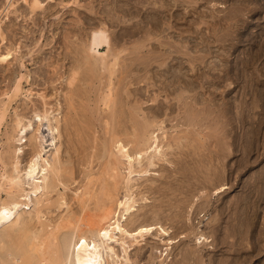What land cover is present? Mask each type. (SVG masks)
Here are the masks:
<instances>
[{"label":"bare ground","instance_id":"6f19581e","mask_svg":"<svg viewBox=\"0 0 264 264\" xmlns=\"http://www.w3.org/2000/svg\"><path fill=\"white\" fill-rule=\"evenodd\" d=\"M95 1L92 2L94 3ZM226 1L228 0H102L98 7L90 1L92 5L88 7L89 12L85 17V22L89 24V30L85 34L86 36L81 35L83 37L82 42H84L83 45L81 44L83 46V50L79 48L84 51L82 55L84 60L82 59V61L79 58V61H82V63H79L77 57H75L77 61L75 62L77 65H80L77 66L73 64L75 67L72 65L74 68L72 67L71 73L68 72L69 75L67 76V85L69 88L67 87L68 90L66 88V91H64L65 88L63 89L67 100L65 101L66 103L68 102V107L64 113V117H60V114L64 111L61 110L62 106L60 105L54 108L46 107L44 109L36 107L33 110L32 117L29 118H27L26 113H23V111L21 112L19 110V106H17L14 108V114H12V116L10 115L11 128L8 129L7 127V130L4 133L6 138L4 139L5 142L2 144L3 149L0 148V210L7 209L9 213V216L7 218H3V222H0V264H141L142 259L146 255L145 253L143 254V250L148 241L147 239L149 236L151 237L155 235L156 230L159 232L158 236H156L157 234L155 235L156 238L160 237V241H165V239H167L165 242L172 245L170 247H166L164 250L161 249L159 251L157 249L156 253H159V255L153 257L151 256L152 261L155 263L156 260L159 259L157 264H171L175 258L172 256V250L174 248L173 244H178L177 242H180L181 239L175 240L177 236H172L173 234H171L169 229L170 227H165L163 225L164 222L160 224V221L155 217L157 215H162L161 213L164 205L163 207H161L162 204L157 205L156 207H152L147 210L146 207L149 197L143 193L142 190L138 191L140 185L138 186L133 182L135 180L134 176H138L136 180L140 179L144 175L148 174L152 170L151 167H155L159 161H168L172 165L174 163V158H172V162L171 156L168 157L169 153L171 154V151L169 152L168 149L175 145L174 141H177L180 145H184L189 149L191 145H188L187 143L182 144L184 140L189 143H192L194 140H198L203 143L204 139L211 134H208V132L206 133L204 128H213L212 121H209V118H211L213 113V103L204 96L202 91L203 89H210V87L219 88V85H223L225 88L230 85L235 86L236 84L241 83V79L243 78L246 82V84H242L245 88V92L247 88L251 92H257L259 99L264 102V88H260V86H264V81L260 78L258 79L259 76H257V79L248 77L254 75H250V71H248L249 73H243V68L245 66L248 68L249 66L254 67V63L256 61L258 62L260 56L262 57L261 52L264 51V47L262 48V46H260V49L262 48L261 51L259 50L260 52L253 56L251 54L254 53H247L249 56L251 55L252 58L248 61L245 59V61H247L244 62L245 66H243V68L240 67L242 71H239L238 69V71H235V69L233 72V66L228 59L229 52L234 49L233 47H235L234 45L236 44L233 41V37L236 36L235 34L238 31L237 25L239 24L238 22H240L239 18L244 15V13H249L251 10L260 9L264 6L260 3L261 0H257L254 7L250 6V3L254 0L251 2L250 0H235L234 2L233 0H230L233 2V6L228 13L224 14L222 13L224 9L220 10L218 8L220 7L226 9L229 6L226 4ZM20 3L28 5L30 13L32 12L33 14L35 12H37L35 14H38V10L46 9L44 0H3L0 5L1 43L7 41V32L5 30L7 20L11 18V13H16L18 11ZM205 3L216 7L213 8L209 6L210 9L203 7L209 9V12L201 10L202 8L200 6ZM44 11L45 10H43V13H45ZM99 12H101V16H98ZM119 12L124 14V18L121 14H118ZM33 14L30 15L33 17ZM185 20L189 22L188 25L184 24ZM242 21L240 23H242ZM179 24H181L182 27H184L183 25L188 26L186 31H179ZM224 24H227V26H224ZM113 26L118 27V31H115V29L112 28ZM68 36L69 35L65 37ZM242 36L245 37V35ZM66 39L69 40L68 38ZM230 39L233 42L230 41ZM129 41H133L130 42L132 45H128ZM36 42H39V40H36ZM236 42L239 41L236 40ZM76 44L79 45L80 43ZM1 45L0 63L10 62V58H12V55L14 54L13 49L11 46H5V49L1 50ZM66 45H68L66 48L71 47L69 44ZM81 45H79V47H82ZM215 46H220V48H216ZM102 47H106V51H101ZM68 49L70 50V48ZM221 49L223 50L220 51ZM77 54H79V52ZM77 54H75V56ZM222 55L224 58H220ZM21 57H19V66L21 65L24 67L26 64L23 60L24 56ZM247 57L245 56L244 58ZM244 58L239 60L241 61ZM83 67L84 72H82ZM144 69L147 72L145 71L141 74V70ZM69 70H71V68H69ZM253 71L257 72L258 70L256 71L254 68ZM27 73L21 72L15 76L13 84L9 90L5 91V93H3L4 97L0 98V137H2V126L10 119H8V117H10L9 114L11 109L14 107L15 103H18L19 99L23 96V94H25V91H28L27 89H24L25 83L23 81H28L29 74ZM81 74L83 77H81ZM261 76L264 77V75ZM230 78H233V82H228ZM79 80H83V82L84 80L85 82L87 81L91 85L90 89L95 88L96 97L94 98L95 101H93V103L89 102L91 100V90H87L86 93H89L87 94L88 101H85L87 100V95L85 91L83 93V89L86 90V88L81 89L83 82H81L82 84H77L78 87H80L79 90H77V86V88L75 87L76 89L74 88L75 84L80 82ZM142 82H145L149 87H157L155 88L158 93L153 97H148V100L158 101V97L159 95L162 96V92H166L168 96L172 95V97H168V102L166 98L164 99L167 103H164L162 102L163 100L159 99V103H150L151 105L144 108L140 99L133 98V95L136 93L142 94L143 96V90L140 91L141 89H138L134 91L131 89L133 84H139ZM88 83H85L82 86H85L86 84L88 85ZM130 85L131 87H129ZM257 86H259V90ZM82 93L86 96H83ZM76 95H79L78 98H80V101L76 98ZM140 96L141 95H139V98ZM42 99L46 105L47 101L45 96H42ZM81 100L83 104H81ZM241 100L243 101V99ZM255 100L256 99H254V101ZM242 101L241 103H244V101ZM254 101L252 104L255 108ZM244 104H246V101ZM252 104H250L249 108ZM197 105L204 106L199 108ZM241 106L243 107L244 105L241 104ZM173 110L177 112L176 115H181V113H183V116L180 117L183 122L172 125L175 133H170L167 129L165 115H168L170 112L173 113ZM240 111L241 114H243L244 107L240 109ZM86 112L89 116L85 114ZM248 112L250 113V111ZM79 115H81V118L84 117V120L81 121V119L77 117ZM249 117L250 116L246 118ZM263 117L264 116H261V118ZM93 118L99 120L103 128L102 130L104 131V140H100V142H102L101 144H99V138H97L94 133L98 130H96ZM241 118V122L244 123L246 118ZM252 119H255V117ZM124 120L125 126L123 127L124 124L122 125V123H124ZM250 120L248 121L249 125L250 123L252 124V121L250 122ZM233 122L235 121H232V123ZM62 125L65 128H63ZM86 125L91 127V129L88 130L94 131L95 129L93 132L95 137H93V134H90V132L88 133L89 135H92L93 138L90 136L92 140L94 139L95 141L98 139L94 143V149L96 150V143L102 145L100 147L101 153L99 152L100 155H97L100 160L98 159L97 168L92 167L91 170L83 174L84 177L82 181L76 186L74 194L72 196L70 195V198L68 199L67 194L62 190H59V186L63 185L65 189L70 188L69 181L74 178L73 176L75 171L73 170V166L67 165L68 163L66 164V162L63 161L64 159H62L61 143L59 142L60 136L62 134V128L66 129V132L69 130L68 133L73 135H77V133L73 132L75 129L76 132H84L85 134L87 132V130L84 131L87 128ZM84 126L86 128H84ZM226 126L224 124V127ZM82 127L83 131L81 130ZM246 128L247 127H245V129ZM252 130L253 129L251 128V130H249L250 132H248L251 133ZM244 133H246V130H244ZM252 133L253 134H250L247 140L244 138L247 141V146L245 147H247L248 152L255 146V144H257L255 142V136L256 138L258 136L257 127H254ZM73 135H71L72 138L74 137ZM82 136L84 135L82 134ZM244 136L247 137V135ZM87 137L89 136L87 135ZM87 137L83 143H86L85 141H87ZM92 140L88 142L91 143ZM239 140L241 141V136ZM212 142L214 141L212 140ZM235 143H237V141ZM75 144L74 146H77ZM80 144L83 148H86L85 144ZM28 145L31 150H29V160L27 159V164L23 165L24 161H22V155L24 153V148L26 146L28 147ZM176 146L180 151L182 147L180 148L178 144H176L175 148H172V150H175ZM195 146L196 145H194V147ZM216 146L217 145H215V147ZM89 147L93 149V143ZM227 147L225 145V149ZM237 148L239 149V147ZM182 149L185 150L184 148ZM77 150H80L78 149V146ZM62 151H64V149ZM92 151L94 153V150ZM218 151L220 150L218 149ZM218 151L210 148L209 153L206 154L207 158L202 161L200 160V162H203L204 166L207 167L208 170L205 171L204 174L205 179H203V186L197 187L199 186L197 184V180L196 182L195 180L192 182V177L189 173L184 175L187 180H182H186V187H189L187 189L185 188L187 191V195H185V197L182 195L183 193L186 194V191L183 188L184 186L182 185V187L181 185H178L181 176H178L179 173L177 172H175L177 174L176 180H179V182H177V184L175 183V185L181 187L173 186L171 183L172 181L169 182L167 179L164 180L166 183L162 182L163 186L160 185V191L158 189V192L161 193L163 191L162 195H164V197L166 196L167 189H174L172 190L171 195L179 192L181 197L183 196L182 198H179L178 196L180 195H175V198L177 197L175 203L174 201H169L172 206H176V209L177 207L180 208L177 210V217H179L178 211L181 212V207L183 208V206L185 207L184 209L189 211L191 214V211H193L196 203H200L202 206H200L201 210L198 212L201 214L208 205V207H210L213 193H218V196H220V193L227 191L226 189L229 187L227 183H221L224 179L217 178L219 176L218 171L220 170H216L215 163L213 168L211 166H213L214 158L216 157L215 155L218 154L217 156L220 158V156L224 154L223 156L227 157L231 154V151L229 150V152H224L220 155ZM83 152L85 151H82V153ZM175 152L177 151L175 150ZM248 152L246 154H248ZM89 153L91 154V151ZM177 153L179 155L182 154L179 152ZM192 153H186L188 155L187 158L190 157L189 155H193ZM173 154L176 158L174 152ZM260 155H262V152ZM93 157L96 158V156ZM178 157L176 160L177 162H179ZM183 157L181 156V160ZM225 157H223V159ZM89 159L88 162L90 161ZM219 161L221 163V160ZM246 161L249 162V160ZM183 162L179 163L183 164ZM85 163L87 162L84 160L83 166ZM94 163L95 162L92 164L94 165ZM186 163L187 165L184 167L186 169H183L181 165H179V169H183V172L195 170V168H189H192L189 162ZM249 163L244 164L248 165ZM92 164L87 165L92 166ZM242 166L243 165L240 167ZM86 167L88 168V166ZM176 167L178 166L176 165ZM242 169H244V167ZM162 171L163 170L161 169V172ZM167 171L166 173L168 174L166 175L169 176L170 174ZM175 173L171 175H175ZM252 176L254 175L252 174ZM196 177L197 176H194L193 179ZM76 179L77 177H75V180L70 182H76ZM169 179L172 180V176L171 178L169 177ZM251 179H253V177ZM176 180L174 181L176 182ZM218 181L219 184L217 183ZM152 182L153 181H151V183ZM154 182L158 181L155 180ZM154 182L151 186L153 191L155 190L154 188H156L154 186L158 187V185ZM246 182L250 183V179ZM205 183L208 184L206 185ZM200 184L202 185V182ZM147 185L145 186L147 187ZM210 187L214 188L212 189ZM55 193H57V195H55ZM247 193L248 192L244 194ZM168 194L167 196H169ZM262 195L260 196L262 197ZM166 198L165 200L168 201V199L172 198V196H169L168 199ZM248 202L249 196L244 195L241 200L238 201L236 206L233 205L235 206V211H233L235 212V215H231L232 217L230 221L232 225L230 224L231 226L229 228L227 226L228 232L227 236H225L226 240H224L225 237L223 239V241L228 244V246L226 245V249L224 247V252L221 251L225 255L224 256L222 254L223 258L220 256L221 259L217 260L215 258L216 255L214 256L211 254L212 252L215 253V251L218 250V242L215 243L216 240L213 239L211 235H208L201 230L198 232L196 231L194 235V245L185 246L184 242L183 245L185 247H182L181 251V246L179 247L176 245L179 248V254L181 256H179L178 253L177 255L179 258L175 255L177 259L175 258L176 260L174 261V264H205L206 252L209 253L210 264H249L255 256H259L264 249V239H261L263 245H259L261 242H258V247L254 244V242H252V239L249 241V232L254 223L251 221L253 219L247 215V211L250 214L249 211L251 210H247ZM74 204H77V206ZM142 210L145 211L141 213ZM150 210L155 215L153 216L156 218V220L154 219L155 222H148L147 220L146 222L143 220L146 223H139L138 219L141 215L150 213ZM183 210L182 215L184 218L185 213H183ZM164 211L165 210H163V213ZM56 212H58V214H56ZM254 216L255 215L253 213L252 217L254 218ZM255 224L257 225V223ZM157 225H159V227ZM186 235H183L182 237H186ZM222 245L224 246V244ZM246 248H250L252 251L245 250ZM133 249L136 250V253L133 252ZM262 263H264V261Z\"/></svg>","mask_w":264,"mask_h":264},{"label":"rangeland","instance_id":"374dc122","mask_svg":"<svg viewBox=\"0 0 264 264\" xmlns=\"http://www.w3.org/2000/svg\"><path fill=\"white\" fill-rule=\"evenodd\" d=\"M1 1L3 2V0H0V5L2 3ZM77 1H78V4H77ZM90 1H91L92 4H94V5H96L98 7L99 6V3H101L102 0H96V1L95 0H51L50 1L49 0V2H48V0H44L45 8L46 9L38 10V12L40 14L39 13L38 14H35V13H37V12H35L34 13L35 16H34V14L32 12L30 13V11H29L30 9H29L28 5H26L25 3H20V5L18 6V7H20L18 9V11L16 13L15 12L11 13L12 16H11V18L9 20H7V24H6L7 26L5 25L6 26V29L5 30L7 32V41H4L3 42L4 44L0 42V45L2 44L1 45V47H2L1 50H4L5 49V46H11V48L13 49V53H14L13 55L14 56L12 55V58H10V62L0 63V98L4 97V94L3 93H5V91L9 90V88L13 84V81L15 79V76H17L19 73H21V72L22 73H27L28 72L27 74H29V77H28V81L23 80L24 83H25L24 84V89H27L28 91H25V94H23V96H22L23 98L21 97L19 99L18 103H15L14 107L11 109V112H10L9 116L10 115L12 116V114H14V110H15L14 108L17 107V106H19V110L21 112L23 111V113H26L27 118H29V117H32L33 110L36 107L37 108H40V109H44L46 107H48V108L53 107L54 108V107L60 105V106H62V109L61 110H64L63 113L60 114V117L61 118L64 117V113L66 112L67 107H68V105H67L68 102L66 103L67 100L65 98V92H64V91H66V88L67 87L69 88V86L67 85V76L69 75L68 72L71 73L72 67L73 66L75 67V65H77V63H76L77 61H76V58L75 57H77V60L78 61H79V58H80V60L83 59L82 55H83L84 51H82L83 50V46L82 45L84 44V42H82V38H83L82 36L83 35L86 36L85 34L89 30V28H88L89 27V24L85 22V19H86L85 17L87 16V13L89 12L88 7L92 5L90 3ZM92 1H95V2L93 3ZM103 1H105V0H103ZM234 1L235 0H233V2ZM251 1H253V0H250V2ZM256 1L257 0H254L253 2H251L250 3V6L251 7H254L255 4L257 3ZM226 2H227L226 4L229 5L226 9L225 8H220V7L218 8L220 10L224 9L222 11V13H224V14L225 13H228V11L233 6V2L232 1L228 0ZM260 3H262V5L264 6V0H261ZM24 4H25V6H24ZM206 4H207V6H206ZM203 5L200 6V7L202 8L201 10H204V11H208L210 9V7H213V8L216 7V6H212L210 4L208 5V3H205ZM203 7H207L209 9L203 8ZM217 7H218V5H217ZM27 9H28V11H27ZM43 10H45L44 11L45 13H43ZM254 10H251L249 13L247 12L248 14L247 13H244V15H242L239 18L240 19L239 20L240 22L244 18L245 19L242 21V23L238 22L241 26L239 24L237 25V30L238 31H237V33L235 35L238 36L239 38L236 37V36L233 37L234 38L233 41L236 44L234 45L235 47H233L234 49H232L229 52V55H228V57H229L228 59H229L231 65L233 66V72H234L235 69H236L235 71H238V70L239 71H242L241 68H243V66H245L244 62H247L248 60H250L253 55H255L256 53H259L261 51V49L264 47V45H263L264 44L263 43L264 42V7L260 8V9H254ZM30 14H33V17L34 18ZM118 14H121L123 16V18H124V14L122 12L121 13L119 12ZM98 16H101V12L98 13ZM10 21H11V23H10ZM188 23L189 22H187L185 20L184 24L185 25H188ZM179 25L178 26L181 29V30L179 29V31H186V29H187L188 26L183 25L184 27H182L181 24H179ZM225 25L227 26V24H224V26ZM112 28L115 29V31H118V27H114L113 26ZM10 29H11V31H10ZM177 31H178V29H177ZM207 31H208V28H207ZM242 31H243V33H242ZM246 32H248V33H246ZM71 33H73V34H71ZM67 35H69L70 37L69 36L68 37H65ZM242 35H245V37L242 36ZM79 36H81V37H79ZM74 37H77V38H74ZM66 38H68L69 40H67ZM78 39H79V41H78ZM231 39H230V41H232ZM36 40L37 41L39 40V42H36ZM236 40L239 41V42H236ZM75 42L76 43H80L79 45L82 44L81 45L82 47H79V45L76 44ZM130 42H133V41H129V44L128 45H132V44H130ZM66 44H69V46L71 45L72 48L71 47H67L66 48V46H68ZM74 46H77L78 48L77 47H74ZM260 46H262L261 49H260ZM33 47H35V48H33ZM68 48H70V50ZM79 48H81L82 50L79 49ZM216 48H220V46H218ZM31 49H32V52H31ZM106 49H107L106 47H102L101 51L104 52V51H106ZM222 50L223 49H221L220 51H222ZM77 51L79 52V54H77L78 53ZM247 53L248 54L249 53H254V54H251L252 56L250 55L251 56L250 57ZM261 53H262L261 54L262 57L260 56L258 62L256 61L254 63V67L253 66H249V68H248L247 66H245L244 68L246 69V71L243 68V71H244L243 73H245V72L249 73L248 71H250L249 74L250 75L254 74V75L248 76V77H252V79H254V78L257 79V76H259L258 79L260 78L261 80L264 81V77L261 76V75H264V51L261 52ZM75 54H77L78 56L77 55L75 56ZM80 54H81V56H80ZM247 55H248L249 59H248ZM21 56H24L23 60L26 63L24 67H26V68L22 67L21 65L19 66V63H20V60H19L20 58L19 57H21ZM245 56L247 58H244ZM222 57L224 58L223 55L220 56V58H222ZM241 58H244V59H242L240 61L239 59H241ZM245 59L247 61H245ZM82 61L81 62L79 61V63H82ZM241 63H243V64H241ZM73 64H75V65H73ZM78 65H80V64H78ZM69 68H71V70H69ZM254 68H255L256 71L258 70L259 72L258 71L257 72L253 71ZM260 69H261L262 73H261ZM145 71L146 70L144 69V70H141V72L140 71L139 72L142 74ZM82 72H84V67H83V71ZM81 77H83L82 74H81ZM242 79H241V81L243 83L240 81L241 83L236 84V82H235V84H236L235 86H231L230 85V86H227L225 88V86L219 85V88H215V87L214 88H211L210 87V89H203L202 90L204 96L208 100H211L212 103H213V107H212V110H213L212 112L213 113L211 115V118H209L210 120L208 119L209 121H212V127L213 128H211V129L210 128H204L206 133L208 132V134L211 133L213 135L210 134L208 137H206V139H204V142H203L204 144L201 143L198 140H196V141L194 140L192 142L194 144L189 143L186 140H184V142L182 144L187 143L188 145L189 144L191 145L190 146L191 148L189 147V149H188V147L186 148L184 145H183L184 146L183 147L182 145H180V143H178L177 141H174L173 139H171L172 141H174V144L175 145L178 144V146L180 148L181 147L184 148V149L186 148L185 150H183L181 148L180 151H179L178 150L179 148H177V146H176V149L175 150L177 152H179V153H182L180 155L177 152H175L174 149L172 150V148H175V145L172 148H169L170 150L168 149L169 152L171 151V154L169 153V156L168 157L171 156V161H172V158H174V160H173L174 163L172 165H175V166H172L168 161H159L157 163V165H155V167L154 166L151 167V169H152L151 171L153 173L151 171L150 172H151L152 175L149 172L148 174H150V175L146 174V175H144L143 177H141L138 180H136V178H138V176L137 175L134 176V179L135 180L133 182L135 184H137L138 186L140 185L138 191L142 190V192L145 193L146 195H148V197H149L148 198V202H147L148 204H147V207H146L147 210L148 209H151L152 207H156L157 205H161V204H162L161 207H163V205H164V207L162 209L165 210L164 213H163V210L161 209L162 210V213L161 214L163 216L162 215H160V216L157 215L158 217L155 216L153 214V212L150 210L151 211V212L149 211L150 213L145 214V215L144 214L141 215V217L138 219L139 220V223L140 222L144 223L146 220L148 222H152V221L155 222V220L157 218V220L160 221V224L164 222L163 225L165 227H167V228L170 227L169 229L171 231V234H173L172 236H177L175 238V240L181 239L180 242H177L178 244H176V243L173 244L174 245V248H173L174 251L172 250V256L175 257L176 259H177V257L179 258V256H181L179 253L182 250V247H185V246H188V245L189 246L194 245V240H193L194 239V235H195L196 231L198 232V231H201V230H203L206 234L211 235L212 238L216 240L215 243L218 242V250L215 251L216 254L214 252H212L211 254H213L214 256L216 255L215 258L217 260H220L221 257L223 258V255L224 254L222 252H224L223 250H225L227 248V246H228V244L225 241H223L224 237L227 236V232H228L227 226L229 228L232 225L230 220H231V217L235 215V212H233V211H235V208L234 207L238 204V201H240L241 198H242V196H244V195H248L249 196V202H248L247 210H250L251 209L249 211L251 215L248 213V211H247V215H249L251 217V219H253L251 221L254 223L253 224V227L251 228V230L249 232V241L252 239L253 240L252 242H254V244L257 245V247L259 245H263L264 244V243L262 244V242H261L262 241L261 239H264V233H262V232H264V189H263L264 188V185H263L264 184V176H263L264 175L263 174L264 173V155H263L264 154V145H263L264 144V129H262V128H264V126H263L264 125V121H263L264 120V117L261 118V116H264V115H262V114H264V111H263L264 110V107H263L264 102L259 99V96H258V93L257 92H251L248 88L246 89V92H245V90H244L245 88L243 87L242 84H244V83L246 84V82L244 81L245 79H243V80ZM232 80H233V78H230L228 80V82L229 81L230 82H233ZM79 81L80 82L77 81L78 83L75 84L74 88L76 86L78 87V85L81 82H83V80H79ZM84 82H85V80H84ZM84 82H83V84L82 83L81 84L84 85L85 83H88L87 81L85 83ZM82 85H81V89L82 88H86V90L83 89V93H84V91L86 93L87 90H91V93H90L91 100L89 102L90 103H93V101H95L94 98L96 97V95H95L96 94L95 88L90 89L91 88V85L89 83H88L89 86L87 84L85 85L86 87L85 86H82ZM134 86H136V87H134ZM129 87H131V85ZM155 87L156 86H150L149 87V86H147V84L145 82H142V83H139V84L138 83H135V84L132 85L131 89H133L134 91H136L138 89H141L140 91L143 90V96H142V94H137L136 93V94L133 95V98L140 99V102L142 103V105H143L144 108H146V106H148V105L155 104L156 102L159 103L158 102V101H160L159 99L163 100L162 102H164V103L166 102V100L168 102L169 98H171L172 95L171 96H168L166 92H162L161 93L162 96L159 95L158 101L148 100V97H150V96L153 97L154 95H156L158 93V91L156 89L157 87L156 88ZM68 88H67V90H68ZM79 88L80 87H78L77 90H79ZM257 88L259 90L260 88H264V86H262V87L260 86V88H259V86H257ZM63 89H64V91H63ZM228 90H229V92H228ZM242 90H243V92H242ZM248 91H250V92H248ZM244 92L246 93V95H245ZM83 93H82V95H83ZM250 93H252V94H250ZM87 94H89V93H86V95ZM24 95H25V97H24ZM26 95H27V97H26ZM28 95H29V97H28ZM86 95L84 94L83 96H86ZM139 95H141L140 98H139ZM42 96H45V98H46V101H47V104L46 105L43 102ZM78 96L79 95H76V98L80 101V98H78ZM124 97H125V95H124ZM87 98H88V95H87L86 99ZM165 98H166V100H164ZM210 98H212V99H210ZM245 98H246V100H245ZM241 99H243L244 103L246 101V104L241 103V101H242ZM254 99H256V100L254 101ZM85 101H88V99L85 100ZM247 101H248L249 104L247 103ZM253 101L255 103L254 104L255 105V108L253 107V104H252ZM144 102H146V103H144ZM78 103H80V102H78ZM81 104H83L82 100H81ZM241 104L244 105L243 106L244 107L243 114H241V111L242 110L240 111V109L243 108L241 106ZM250 104H252V105L249 108ZM78 105H80V104H78ZM245 105L248 106V107H246ZM202 106H204V105H200V106L197 105V107H199V108L200 107L202 108ZM245 108H247L248 110L245 109ZM237 110H238V112H237ZM248 111H250L251 114ZM256 111H258V112H256ZM172 112L173 113L170 112L168 115L167 114L165 115L166 116L165 118H166L167 129H168V131L170 133L174 132V128H172V125H176L175 123L178 124L179 122L180 123L183 122V120L181 121V118H180L181 116H183V113H181V115H176L177 114L176 111L173 110ZM245 112H246V115H245ZM224 113H225V115H224ZM247 113H248V116H250V117H252V115L254 114L255 116L253 115V117H255V119H252L253 117L252 118H250V117L249 118H246V117H248L247 116ZM85 114L88 115L87 112ZM258 114H259L260 117L258 116ZM11 116L8 117V119L9 118L10 119L7 120V123H5L6 125L4 124L2 126V131H1V136L2 137H0V148L1 149H3L2 144L5 142L4 139L6 138V136L4 135V133L7 130V127H8V129L11 128V121H10L11 120ZM80 116L81 115H79L77 117H79L81 119V121L84 120V117H82L83 118L82 119ZM220 116H221L222 119L220 118ZM241 117H245L246 118L245 119L246 121L244 123L241 122V120H240V119H242ZM85 119H86V117H85ZM222 120H224V121H222ZM231 120L232 121H235V122L232 123ZM237 120H239L240 123ZM249 120H250V122L252 121V124L250 123V125H249V122H248ZM218 121L219 122H223V123H219ZM256 121H258V122H256ZM93 122L95 124L96 130H98L97 131L98 133L97 132H94L95 131L94 128H93L94 131L88 130V129H91V127H88L87 125H86L87 128L84 126V128H86L84 131L87 130V132L85 134H84V132H82V133L76 132V129L74 128L75 131H73V132L77 133L79 139L77 138V135L75 133L74 134L76 136L73 135V134H71V133H68L69 130L66 132V129H63L65 127L62 125V127H63L62 128V134L60 136V141H59L61 143V156H62V159H64L63 161L66 162V164L68 163L67 165H71V166L74 167L73 170L75 172H74V176H73L74 178L72 180H75V177H77L76 182H73L72 183V182H70V181H72L71 179H70V181L68 180L69 181V184H70V185L69 184L68 185L70 186V188H66L65 189L63 185H60L59 186L60 187L59 190H62L63 192H65L67 194L68 199L70 198V195L72 196L74 194V189L82 181V179L84 177L83 174L85 172L91 170L92 167H94V168H97L98 167L97 164H98V161L100 159H99V157L97 155L99 154V152L101 153L100 147L102 145H99V144L102 143V142H100V140L101 141L104 140V131L102 130L103 128H102L101 123L99 122L98 119L93 118ZM82 124H84V123H82ZM224 124H225V126L226 125L227 126L224 127ZM240 124H242V125H240ZM122 125H123V127L125 126V120H124V123H122ZM245 125H248V126H245ZM228 126H229V129H228ZM242 126H245L247 128L245 129V127H242ZM223 127H224V129H223ZM250 127L253 130H254V127L255 128L257 127V134H258L257 138L255 136V139H256L255 142L257 144H255V146L252 147L251 150L249 151V152H252L254 150L252 153H249L247 151V147H245V146H247V141H246L247 138L250 136V134L251 135L253 134L252 133L253 130L251 131V133H249L250 132L249 130H251ZM181 129H182V127H181ZM81 130L83 131V127L81 128ZM171 130H173V131H171ZM224 130H225V132H224ZM244 130H246V133H248L249 135L246 134V133H244ZM261 131H263V132H261ZM89 132H90V134H93V137L96 136L97 138H99V140L97 139L98 142H99V144L96 143V150L94 149V147H95V144L94 143L97 140H95V141H94V139L92 140L91 139L92 135H89L88 134ZM93 132L95 133V136H94V133ZM221 133H222V136H221ZM29 134H30V132H29ZM69 134H70V137H69ZM82 134L85 137L82 136ZM86 134L89 137L90 136L91 137L90 138L87 137ZM96 134H98V135H96ZM71 135H73L74 137L72 138ZM226 135L229 138H227ZM244 135H247V137H245ZM240 136H241V141L242 142L239 140ZM75 137L77 138L78 141L76 140ZM83 137H84V139H83ZM86 137H87V141H85L86 143H83V141L86 140ZM226 138L228 140L230 138L231 139L228 141ZM88 139H91L92 142L89 143L91 140H88ZM243 139H244V142H243ZM70 140H72V141H70ZM212 140L214 142H212ZM69 141L72 142V143H70ZM73 141H75V142H73ZM236 141H237V143H235ZM80 143L85 144L86 145L85 147L87 148V150H86V148H83ZM92 143H93V149L89 147V146L92 145ZM224 143H225L226 147L228 146L226 149H225ZM74 144L78 146V149H80V150L83 149L82 151H85V152L82 153V151L77 150V146H74ZM194 145H196V146L194 147ZM215 145H217V146L215 147ZM242 145H244V146H242ZM72 147H74V148H72ZM220 147H222V148H220ZM237 147H239V149ZM240 147H244V148H240ZM258 147H261V148H258ZM210 148H212L213 150H217V151L219 149L220 150V151H218L219 155L222 154V153H224V152L225 153L226 152H229V150L231 151V154L229 156H227V157L223 156L224 154L222 156H220V158L217 156L218 154L215 155L218 158V160L214 156L215 158H214L213 166H211L213 168L214 167V163H215L216 170L217 171L220 170V171H218V175L219 176L217 175L218 176L217 178H223L224 181L222 180L221 183L222 182H226L229 187L226 189L227 191H224V192L220 193L219 194L220 196H218V193H216L217 195L213 193L212 194V197H211L212 199H211V202H210V207H208L209 206L208 205L207 208L201 214L198 213V212H200V210H201L200 208L202 206L200 205V203H198V204L196 203L194 205L193 211H191V214L192 215L189 213V211H187L186 209H184L185 207L182 205L183 208L181 207V212L178 211L179 212V217H177L176 216V213H177V210H179L180 208L177 207V209H176L175 208L176 206H174V205L172 206V204H170L169 201H174V203H175L176 198H177V197L175 198V195H177V196L180 195V196H178L180 198L181 197V194L178 192V193H176L174 195L173 194L171 195V192L174 189H172V190L167 189L166 196L164 197V195H162L163 191L160 193V192H158V189L160 188V185L163 186V183L164 182L166 183V181H164L166 179H167V181L169 180V182L172 181L171 183L173 184V186L181 187L183 185L184 187L183 186L182 187L184 189L185 188L186 189L189 188V187H186L187 186V184H186L187 183V181H186L187 179L184 176L185 174L187 175V173H189V175L192 177V182H193V180H195V182L197 180V184L199 185L197 187L203 186L204 185L203 184V181H204L203 179H205V175L204 174H205V171H208V170H207V167L204 166V163L203 162H200V160L202 161V160H204V159L207 158L206 154L209 153ZM63 149H64V151H62ZM241 149H243V150H241ZM29 150H30L29 145H28V147L26 146L24 148V153L22 155V161H24L23 162V165L27 164V161L29 160V155H30V151H31V150L30 151ZM92 150H94V153H93ZM25 151H26V153H25ZM87 151H88V153H87ZM90 151H91V154L89 153ZM194 151H195V154H194ZM242 151H244L245 153L242 152ZM96 152H97V154H96ZM173 152L175 153L176 158L174 157ZM247 152H248V154H246ZM261 152H262V155H260ZM27 153H29V154H27ZM186 153H192L193 155H189L190 157L187 158L188 155ZM196 154L198 155V157H197ZM87 155H88V157H87ZM93 156H96V158H94ZM181 156L182 157L184 156L186 159L183 157L182 160H181ZM89 157H90V159H89ZM177 157H178L179 162H183L184 161L183 164H180L179 162L176 161L177 160ZM191 157H193V158H191ZM223 157H225V158L223 159ZM86 158H88L90 161L88 162V159H86ZM92 158H94L95 160L94 159L91 160ZM83 159L85 160V162H87V163L84 164L85 167L83 166V162H84ZM193 159H194V161H193ZM219 160H221V163H220ZM246 160H249V162L250 161L251 162L249 163ZM92 161L95 162L94 165L92 164L93 163ZM175 161H176V163H175ZM185 161L186 162H189L190 166H192V168H191V167H189V164H188V167L190 169L195 168V170H192L193 173H192L191 170L190 171L183 172V169H186L184 167L187 165V163ZM244 161H246V162H244ZM252 161H254V162H252ZM194 162H195V164H194ZM90 163L92 164V166H89V165H91ZM184 163H185V165H184ZM196 163H197V165H196ZM199 163H201V164H199ZM244 163H246V164L249 163V164L246 165ZM87 164H89V165H87ZM176 165L178 167H176ZM179 165H181L183 167L182 170L179 169L180 168ZM241 165H243V166L240 167ZM86 166H88V168ZM243 167H244V169H242ZM161 169L163 170L162 172H161ZM197 170H199L200 172L197 171ZM166 171L169 172V174H170L169 176L166 175V174H168V173H166ZM175 172L179 173L178 176H181L180 177L181 178L180 179V182H179V180L178 181L176 180L177 179V174ZM173 173H175L176 176L175 175H171ZM252 174L254 176H252ZM256 174H258L260 176H258ZM163 176H164V178L165 177H167V178L164 179ZM171 176H172V180L169 179V177L171 178ZM194 176H197V177L195 179H193ZM250 177L251 178L253 177V179H251ZM255 177H256V179H255ZM201 178H202V180H201ZM182 179H186V180H182ZM249 179H250V183H248L249 181L246 182ZM155 180L158 181V182H154ZM174 180H176V182ZM68 181H67V183H68ZM151 181H153L156 185H158V187L157 186H154L155 184L153 185L154 187H156V188H154L155 189L154 190L155 192L153 191V189L151 187L152 184H153V182L151 183ZM173 181H174V183H173ZM159 182L160 183L163 182V183L160 184ZM177 182H179L178 185H181V186L175 185V183L177 184ZM201 182H202V185L200 184ZM217 183L219 184V181ZM255 183H256V185H255ZM205 184L207 185L208 183H205ZM145 185H147V187ZM26 186H28V185H26ZM144 187H145V189H144ZM210 188L213 189L214 187H210ZM253 188H255V189H253ZM186 189H185V191H186ZM212 189H211V191H212ZM250 189H252V190H250ZM243 190H244V192H243ZM159 191H160V189H159ZM213 192H215V191H213ZM246 192H248V193L247 194H244ZM154 193H155V195H154ZM168 193H170V194H168ZM185 193L186 194H184V193L182 194V195H184V197H185V195H187V191ZM167 194L170 197L172 196V198H169V196H167ZM55 195H57V193H55ZM260 195H262V197ZM162 197H164V198H162ZM166 197H168L171 200H169ZM154 198H155L156 201L154 200ZM157 198L160 199V200H158ZM165 198L168 199V201H166ZM238 198H240V199H238ZM160 201H161V203H160ZM199 202H200V200H199ZM235 202H236V204H235ZM226 203H228V204H226ZM233 205H235V206H233ZM249 205H250V207H249ZM251 205H252L253 208L251 207ZM75 206H77V204ZM230 206H232V207H230ZM220 207H221V209H220ZM183 209L185 210V212H184ZM253 209H254V212H253ZM182 210H183V213H185L184 214V218H183V215H182ZM255 210H256V212H255ZM59 211H62V210H59ZM144 211L145 210H142L141 213H143ZM58 212H56V214H58ZM253 213L256 216V217L254 216V218L252 217L253 216ZM149 214H151V215H149ZM153 216H155L156 218L153 217ZM190 216H192V217H190ZM185 217H187V218H185ZM149 219H150V221H149ZM177 219H178V221H177ZM143 220H145V221H143ZM255 223H257V225ZM183 225H184V227H183ZM157 226L159 227V225H157ZM185 229H187V230H185ZM155 232H156L155 235L157 234L156 236H158L159 232L157 230ZM178 234H180V235H178ZM155 235H153L151 237L149 236L148 239H147L148 241L145 244V248L143 250V254L145 253L146 255L142 259L141 264H157V262H159V259H157L155 263H153V261H152V257L153 256L159 255V253L158 254L156 253L157 249L159 251L161 249L164 250L166 247H170L172 245V244L171 245L170 244H167L165 242L167 239H165V241L162 240L163 241L162 242V241H160L161 238L160 237H157L156 238ZM183 235H186V237H182ZM256 238H258V239H256ZM224 240H226V237H225ZM184 242H185V244H184ZM258 242L259 243L261 242V243L259 244ZM222 244H224V246ZM176 245H178L179 247L181 246L180 247L181 248L180 251H179V248ZM224 247H225V249H224ZM245 250H248V251L251 250L252 251V249H250V248L249 249L246 248ZM133 252L136 253V250L133 249ZM177 253H178L179 256L177 255ZM244 253H246V252H244ZM175 255H177V257ZM209 257H210L209 256V253L206 252V255H205V260H206L205 261V264H210ZM175 258L173 259V261L171 262V264H174L175 263L174 262L176 260ZM263 261H264V249H263V252L261 254H259V256L258 255L255 256L253 258V260L250 261L249 264H264V263H262Z\"/></svg>","mask_w":264,"mask_h":264},{"label":"snow or ice","instance_id":"6c2138e0","mask_svg":"<svg viewBox=\"0 0 264 264\" xmlns=\"http://www.w3.org/2000/svg\"><path fill=\"white\" fill-rule=\"evenodd\" d=\"M9 216L7 209L0 210V222H3V218H7Z\"/></svg>","mask_w":264,"mask_h":264}]
</instances>
